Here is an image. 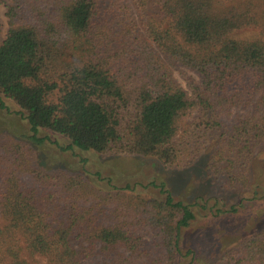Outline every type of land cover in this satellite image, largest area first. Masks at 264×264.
<instances>
[{"label": "trees", "instance_id": "1", "mask_svg": "<svg viewBox=\"0 0 264 264\" xmlns=\"http://www.w3.org/2000/svg\"><path fill=\"white\" fill-rule=\"evenodd\" d=\"M0 2V97L27 126L0 134V264H177L187 205L42 169L40 133L171 169L213 146V170L247 186L264 144V0ZM210 264H264V232Z\"/></svg>", "mask_w": 264, "mask_h": 264}, {"label": "rangeland", "instance_id": "2", "mask_svg": "<svg viewBox=\"0 0 264 264\" xmlns=\"http://www.w3.org/2000/svg\"><path fill=\"white\" fill-rule=\"evenodd\" d=\"M7 7L0 2L4 39L9 28ZM254 30L238 32L251 37ZM174 76L182 81V74ZM234 111V110H233ZM19 109L0 97V134L26 133ZM49 139L36 149L37 163L46 170L83 173L95 185L111 190L127 187L137 193L164 200L170 195L193 212L194 219L181 230V255L177 264H210L224 251L246 237L264 232V144L256 149L247 167V186L227 185L228 172L213 170L211 146L186 168H164L155 160L141 157L101 156L78 150L62 151L69 142L46 132Z\"/></svg>", "mask_w": 264, "mask_h": 264}]
</instances>
